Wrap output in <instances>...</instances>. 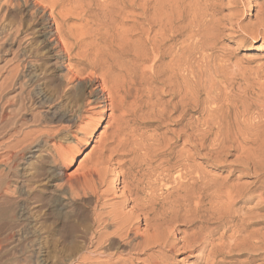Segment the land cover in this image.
<instances>
[{
  "label": "rangeland",
  "instance_id": "rangeland-1",
  "mask_svg": "<svg viewBox=\"0 0 264 264\" xmlns=\"http://www.w3.org/2000/svg\"><path fill=\"white\" fill-rule=\"evenodd\" d=\"M114 1L116 5L114 4ZM122 1L124 0H118V1L117 0H105V1L104 0L103 1L102 0H90V1L65 0L66 3H64V6L65 8H69V9L70 7L73 9L74 7L73 10H75L76 13L79 11L77 13L79 18L78 16H76L74 18L75 20H73L74 22H79V23L73 24L74 22L72 21L70 22V24H73L75 26L78 25L79 28L82 23L84 24V22L90 23L88 24L89 25L88 28L91 29H88L87 28L88 25L84 24L83 27L82 26L80 27L81 29L79 28L82 31L87 29L86 31H89V33L93 36L97 35L106 38L112 36L111 38L118 40L117 42H119V40L121 39L124 40L125 42L128 41L129 43L128 45L130 46L131 43V46H133V47L130 46V50L131 51L133 50L134 52L137 53L139 52V49H141V47L144 46L142 47V51L140 50L139 52L140 56L138 54L140 59L137 56V58L139 59L138 60L139 63L140 62L142 63V64L140 63L141 64L140 66L143 65L142 67L144 68L139 67L138 69L139 72L137 71V74L138 77L140 78L139 82H141L140 90L144 92L141 93L142 95L146 96V97L144 96V101L146 100L145 104L146 103L147 104L144 110L138 112L136 118L134 117L133 119V117L131 118L128 117L126 119L128 121V124L124 126L126 128V132L129 133L131 131H134L137 134L139 133V135L141 133L140 136L144 138L146 137L145 139H147L149 143L152 142L151 138L153 137L154 138L156 137L155 139L158 140L159 143L162 142V144L168 143L169 141L170 143L173 142L172 143L173 149H171L170 151L173 152L174 156L168 155L167 157H165L166 159H170L169 157L174 158L175 155H178V152H185V151H187V153L190 152L191 154L189 155L191 158L190 159L191 163L193 164L195 162L196 164L194 165L197 164L201 165L202 166L201 168L204 171L206 170L205 172L206 173L208 172L207 174L208 175L210 174L209 175L210 177L211 175L212 177L213 176H217V178L219 177L218 180L216 177L213 178H215L214 180H216V182L218 181V183H222L223 181L221 186L225 187L226 185L225 188H227V186H229L230 184H231L230 186L235 185L234 187L236 186L239 187L240 184L242 186V184L244 183L248 184L255 181L256 176L254 177V175L256 174H253L254 172L252 171L253 169H249L246 173V170L240 168L241 166H243L242 164L243 162H241L240 164V161L246 160L248 157L250 159V154L252 153L251 158L254 157V159H250L251 162L249 160H246L244 162H250L253 164L259 161V163L264 164L263 162L264 161V157H263L264 156V31L261 30L262 35L260 36H251L249 34L251 31H256L258 29V25H257L258 21L256 20V15L258 12H261L262 15L264 14V0H214L216 7L213 16L211 15L210 12L208 19L214 18L213 20L215 22L209 21L208 25H210V27H208L206 23L202 24L203 26L201 25V28H204L202 29V33H200L201 30H199V28L196 26L193 17L191 16L193 9L191 7V4L189 3V0H164V1L159 0V2L161 1L160 4L163 9V12H165L164 14L169 12L168 14H170V16L177 23L175 26L176 28L172 30V33L171 31L170 32L167 31L168 32L167 34L169 35L171 34L174 37V42L172 43L170 42L171 44L168 43L167 47L170 44V46L171 45L173 46L172 49L174 47L176 48V49L174 48L172 54L175 51H176L175 53H179L182 51V47L184 46L183 43L186 41L185 44L188 47L187 60L190 63L187 62L189 66L187 67L186 64L185 68L184 67L172 68L170 64L172 57L169 56V54H167L166 58H164L159 65L160 67L162 65L161 69L162 68L163 69L161 70L159 67L160 70H159V75L157 77L154 76L152 70L153 57H151V55L154 56V54L152 53L151 48L146 44L144 45L142 43L139 44L140 43L139 39L137 40L135 39L138 36L141 37V35H138L139 29L138 26L135 24L136 20L134 18L135 16L134 14L136 11L125 9L122 6L123 3ZM1 2L2 1H0V5ZM88 2H90L91 6H89L90 4ZM150 2L152 6L154 4L158 5V0L157 1L150 0ZM46 3H49L46 5L50 6L48 14H51V11L53 10L51 9V5H50L51 1L50 0L48 2L46 1ZM74 3H76L77 5ZM80 4L82 5L84 4V6H79ZM99 4L101 5L99 6ZM103 5H105L107 8H105V6ZM120 5L123 8L120 7ZM114 6H116V8ZM152 6L149 7L150 8L149 10L150 14L148 13L149 16H151L153 12ZM78 7L79 9L80 8L81 9L79 10ZM61 9L62 7L55 8L54 9L55 15H57V13ZM130 11H132L131 13L132 16L130 15ZM32 13L33 12L31 10V4H30L22 8L20 12H15L13 16H11L10 18V21L12 23L22 19L25 25L24 33L18 35L17 37L8 32L0 35V81L6 79L9 76L8 75L9 71L13 68V66H16L18 62L21 63V59L24 60L25 58L26 60L28 56L27 52L30 50L32 53L36 55V59L38 60V64L36 63L35 65V69L38 71V75H43L44 77H46L44 81L47 82V85H44V92L47 95L52 96L53 98L50 104H47L44 107V109L40 107L29 108L28 107L29 97H28L27 87L14 90L11 87V85H9L6 86L5 88H2L0 82V209H4L9 213H11L10 214L11 222L17 220V222L21 223L23 220L27 219L26 222L28 221L27 223L29 224L30 222V224L26 225L24 228L29 229L35 227L40 230V233L42 232L43 234H46L45 235L46 238H44L45 240L42 241L40 240L38 242V245H34L28 242L24 243V241H14L12 243L6 244L0 252V259L2 258L1 260L4 264H41V263L54 264L55 259L53 258V256H55L56 253H58L59 251L67 254L70 253L69 249L65 247V245L62 242L63 237L65 238L70 237L73 241L77 243L78 247L82 246V239L84 237V228H85V225L82 223V221L78 217H73L66 222L67 226L65 227L64 221L58 216L59 213L58 201L61 191L60 185L63 184V181L55 180V178L53 177L54 176L53 170L56 166V163L60 162L66 168V172L70 176L80 175L88 171L94 166L96 160L100 155L99 146L101 145V142H104L107 136L110 135L109 137H111V132H112V128H111L112 120L110 117L111 111H110V107L108 106V111L104 113L103 111L102 112L97 111L94 112V114L92 113L87 114V116L90 117L91 120L84 119L83 121L78 122L75 128V132L71 137H66L64 135H61L57 139L52 141V142H57L61 146V150L59 152L53 151L50 147L49 140L47 139L44 140V138H38L35 142L31 144H26L23 146L21 145L20 142L24 136V133L26 132L29 133V131L32 130L35 131L45 130L43 128V126L45 125H40V123L34 122L35 117L40 112H42V110L66 111L67 107L68 106L71 107L73 105L72 102H74L73 101L74 94L67 93V88L66 85L64 84V79L67 72V70L65 69V65L70 64V61L66 57L57 59L55 52L50 50L48 44L41 45L42 43L39 41V39L36 38V35L33 34V30H30V32L26 31L28 27L35 28V26H37L36 29H41L45 23V19L43 18V15L38 14V16L36 17L37 25L36 24L33 25ZM127 13H129V15ZM48 14L46 16H49ZM81 15H83L84 18L86 17V19L84 20V18ZM126 16H128L129 18L128 17L126 18ZM124 17L126 20L125 19L123 20ZM89 19L90 21H88ZM91 19L94 21H91ZM100 21L101 22L104 21V22L101 23ZM111 22H113V24ZM98 24H102V26L99 25L98 27ZM115 25L119 27H116ZM133 25L136 26L134 27ZM204 25H206L208 29H206ZM95 26H96V32L101 30L100 34L101 32L103 34L99 35L98 34L99 32L95 33ZM103 27H105V29L107 28V30H105ZM111 27L113 28L116 27V28L113 29ZM183 27L184 30L182 29ZM97 28L98 29L101 28V29L98 30ZM92 29H94V32L92 31ZM108 29L111 35L107 34ZM130 29L132 31L137 30V32L136 31L129 32ZM91 31L93 33H91ZM104 31H106L107 33H105ZM112 32L115 34V36ZM140 32L141 31H139V34ZM8 34H10V37L8 36ZM121 35L123 36V38H121L122 37ZM129 36L131 38H129ZM14 37L16 38L14 39ZM27 41L28 42L32 41V43H28ZM135 43L139 44V46L138 45L136 46ZM137 47L140 48L138 49ZM147 50H150L151 53ZM141 53L147 57L142 58L143 55ZM148 56H150L151 59ZM131 57L133 56L131 55L130 58ZM144 69L148 70L149 72L151 71L150 74L147 73L148 71H145ZM185 71L188 72H186L185 74ZM177 72L178 74H176ZM180 72L184 73L183 75H185L186 80L189 77L190 80L186 81L185 77L182 76L181 75L182 73L180 74ZM148 74L150 76H147ZM170 74L171 76H169ZM172 74H174V76ZM181 76L183 80L182 79L180 80ZM168 77L170 78L167 79ZM142 79L143 81L145 80V82H143ZM165 79L168 82L164 81ZM178 81H180L181 85L179 83L177 84ZM146 82H148V84L151 83L152 85L151 84L148 85ZM169 82H171L172 84ZM185 82H187V85L190 84L189 86L191 88L193 86V88L192 89L188 88L189 86L185 85L186 84ZM97 83H99V81L96 82V84ZM173 85L175 86V88ZM150 86H153L151 87V89L153 88L152 90L149 89ZM159 86L162 88L165 87V89L162 90V88H159ZM177 88H179L178 90H182V91L186 89L184 92L188 90L187 96H190V98L191 97L193 98L196 93L199 95V97H197L198 95L195 96L197 97L196 98L197 100L194 98L195 99L194 101L197 104H195L194 101L191 102L190 100L192 99H190L187 96L186 97L189 99L190 102L188 103L187 102L188 99L187 98L185 99V103L189 104L183 108L184 110L187 111V116L185 117L188 119V117L192 115V119L191 117H189L188 120L185 118V120L182 121V117L178 118L181 110L183 111L182 106H180L181 109H179V113L172 115L173 110H171L172 107L168 105V103L172 101V105H173V103L178 104L182 101L181 98L183 93L181 92V95L177 94L180 93V91H178ZM147 89H149L150 91H148ZM173 90L178 91L176 94H174L175 96H173V92H174ZM193 90L195 91L192 93ZM156 92L157 95H159L158 97L156 96ZM190 93H192V95H190ZM165 94L168 95L166 96ZM162 97L165 98V101H163L164 99ZM157 98H159L160 100ZM68 103H70L71 105L70 104L68 105ZM156 103L160 107L167 106L169 111V116L171 117L164 121L161 120L162 122L158 119L151 118L149 116L150 115L149 113H151L152 106ZM161 103H165V104H162L163 105L162 106L160 105ZM148 105L150 109L148 108ZM171 111L172 113H170ZM203 111H205V114L203 113ZM234 113L237 115L238 118ZM209 114H212L214 117L211 116V119L213 118L212 120H215V124L213 125L211 131H209L210 126L208 127L209 125L208 123L212 122L211 119L208 118L210 116ZM216 114L220 116L222 123L224 124L223 126V129L225 128L224 132L230 136L231 143H226L227 145L226 144L223 145L225 149H223V146L218 147L217 145H215L216 143H214L215 142L214 139H216V135H217L216 131H218L219 128V124H217V122H219V119H217L219 118V116ZM205 115L207 116V119H209L208 121H206L207 119L205 118L206 117ZM233 115L234 117H236L237 121L240 119L239 120L240 122L238 121L237 123V121L234 120L235 118L233 117ZM174 116H176L177 120L176 119L172 120L175 118ZM144 117L146 119H143ZM204 118L206 120H203ZM142 119L143 121H141ZM197 119H199V121H197ZM156 120L160 124L156 122ZM201 120H203V123L205 125L202 124ZM246 121L249 124H247ZM232 122L234 124V129L236 131L233 129ZM65 124L67 125V123H63V126ZM191 124L195 125L197 128L193 125L191 126ZM189 125L191 126V128ZM217 125L218 128H216ZM246 125L248 127H246ZM186 126H188L187 130L189 131V134L194 133L193 137L190 140L191 142L188 141L187 138L185 139L180 137L182 132L186 130L185 129ZM201 126H203L204 128ZM206 126L208 129H205ZM247 128H250L249 129L250 131ZM181 129H183V131H181ZM193 129H200L201 131L202 129L204 131L208 130L206 132L209 134H207L205 140H202L201 142V140H198L197 137L198 136L200 137L205 132L204 131L201 132L200 130H193ZM154 130H156V132H154ZM246 130L247 132H245ZM234 131L237 133V135L238 132L240 133L242 132L243 137L241 136L242 133L241 134L239 133V135L237 136ZM177 132H180V135ZM199 133L202 134L200 135ZM244 137H246V139ZM231 138L234 139L233 141H235L234 143H236V145L233 144ZM236 138H240L241 141L240 139L239 141L236 140ZM173 139L174 141L177 142H174ZM197 142H199L200 145L199 144L196 145L195 143ZM210 143H211V148H210ZM242 144H244V146H242ZM237 145L239 146V149L237 148L238 147ZM245 145L246 146L248 145V147L250 145L251 147L249 148L251 149V151L247 150L248 148H245L246 147ZM225 146L227 147V150ZM230 146H232L233 148H231ZM240 146L243 147L244 149L241 148ZM199 147L201 148L203 147V148L200 149ZM212 147L214 148L212 149ZM229 147L231 149H229ZM34 149H37V151L35 152L34 156L30 158L29 155L31 152H33ZM219 149L221 150V152L218 151ZM197 150L198 152L200 150L202 151L198 153ZM241 150L242 151L245 150L243 151L244 153ZM222 151L225 152L226 154L223 153ZM247 151L248 153L249 152L251 153L248 154ZM220 153L223 155H221ZM199 154H201V156ZM204 155L210 156L211 158L210 157L208 158ZM216 155L217 157H214ZM237 156H239L238 158H240L241 156L242 157L238 160ZM215 158H217V160ZM256 159L259 160L257 161ZM173 161L175 162L174 159ZM219 161L222 163H220ZM237 162L239 164H237ZM110 166H111L110 167L111 170L117 167L115 162H113V164H111ZM172 174L174 177L176 176L177 173L174 172ZM110 178L109 180H114V178L116 179V176L112 175L110 176ZM26 191L30 192V197L28 198L25 195ZM5 192H7L8 194L6 195ZM259 193L260 190L257 192L255 191L251 195H248V197L251 196L250 198L254 196H256V198L255 199L252 198L251 201L247 204L244 203H239V204L235 203L233 205L229 204L230 207L228 204H222V205L217 204V206L216 204L213 205V203L209 204L210 200H208V198L205 199L206 202L205 205L206 204L207 205L204 208L205 210L204 209L201 210L202 213H204V215L200 213L204 216L203 218L204 222L203 223L199 222L198 223L199 225L196 224L195 225L196 227H192V228L190 224L189 226H187L186 223L179 222L177 225L179 232L175 233V237L181 239V237H183L182 233L185 232L187 233V235L189 234L192 235L195 232H197L198 228L204 226L206 230H204V233H201V235L204 237V239L205 237L207 238L209 237L213 246L218 247L221 251L219 252L220 254H218V264H264V210L259 211L255 209L256 205L261 200V198H259L260 196ZM224 205H227L225 206V209H228L226 210L225 215H224L225 213ZM220 207H223V209L222 208L220 209ZM79 212L85 215H89L88 213L89 210L86 207L81 206ZM89 219H91V215L89 216ZM180 224H182V226ZM187 228L189 230H187ZM25 235L26 234H24L23 237ZM178 246L182 247L183 244L179 243ZM204 246H206V244H204ZM202 249L203 247L196 250L193 253L182 254L177 252L176 254H172L174 258L173 264H202L203 256L209 255V252L204 254ZM208 249L210 251L212 249V246H209ZM182 259L184 260L182 261Z\"/></svg>",
  "mask_w": 264,
  "mask_h": 264
},
{
  "label": "bare ground",
  "instance_id": "bare-ground-1",
  "mask_svg": "<svg viewBox=\"0 0 264 264\" xmlns=\"http://www.w3.org/2000/svg\"><path fill=\"white\" fill-rule=\"evenodd\" d=\"M0 1H2L1 5H0V35L8 32V33L13 34L17 37L18 35L24 33L25 25H24L22 19L18 20L17 22L12 23L10 21V18H11V16H13V14L15 12H20L22 10V8L31 4V10L33 12L32 13V17H33L32 24L37 25L36 17L38 16V14L43 15V18L45 19V23H44L43 27L41 26L42 27L41 29H36L37 26H35V28L28 27V29L26 31L30 32V30H33V34L36 35V38L39 39V41L42 43L41 45L48 44L50 47V50L55 52L57 59H61L62 57H66L70 61V64L65 65V69L67 70V72L65 75L64 84L66 85L67 93L74 94V100H73L74 102H72L73 105L71 107L68 106L66 111L42 110V112H40L41 114L39 113L35 117L34 122L40 123V125H45V126H43V128L45 130H39L38 131L36 129L37 131L32 130V131H29V133L28 132L24 133V136L20 142L22 146L26 145V144H31V143L35 142L38 138H44V140H46V139L49 140L50 147L53 151L59 152L61 150V146L57 142H52V141H54L55 139H57L61 135H64L66 137H71L73 135V133L75 132V128H76L78 122H81L84 119L91 120L90 117L87 116V114H89V113L94 114V112H97V111H101V112L103 111V113H104V112L108 111V106L110 107V111H111V115H110L111 120H112V122H111V128H112L111 137H109L110 136L109 135L106 137L104 142H101V145L99 146L100 155H99L98 159L96 160L94 166L91 169H89L88 171H86L80 175H75V176L68 175V173L66 172V168L60 162L56 163V166L53 170V173H54L53 177L55 178V180L63 181V184L60 185L61 191H60L59 201H58V208H59L58 216H59V218H61L64 221L65 227L67 226L66 222L73 217H78L82 221V223L85 225L84 237L82 239V246L78 247L77 243L75 241H73L70 237H66V238L63 237L62 242L65 245V247H67L69 249L70 253L68 252L69 254H67V253L60 252V251L58 253H56L55 256H53V258L55 259L54 264H173L174 258L172 256V254H176L177 252L182 253V254L193 253L202 247H203L202 250H203L204 254L209 252L208 256H205V255L203 256L204 261L202 259V264H218V254H220L219 252H221V251L218 247L213 246L209 237L208 238L205 237V239H204V237L201 235V233H204V230H206V228L204 226H201L200 228H198L197 232H195L192 235L191 234L187 235L186 232L182 233L183 237H181V239H178L175 237V233L179 232L177 225L179 222L180 223L182 222V223H186L187 226H189V224H190L191 228H192V227H196L195 225L198 224L199 222L203 223L204 222L203 221L204 213H202L201 210H203L205 208V206L207 205V204L205 205V203H206L205 199H207V198H208V200H210L209 204L213 203V205L216 204V206H217V204H221V205L222 204L233 205L235 203L247 204L251 201L252 198H254V199L256 198V196L250 198L251 196L248 197V195H251L255 191L257 192L260 190L259 198H261V200L256 205L255 209L259 210V211H263L264 210V164L259 163V161H258L259 159L258 160L256 159L258 161L257 163H253V164L250 163L251 162L250 159H254V157L251 158L252 153L249 152V153H251L250 159L248 157L246 160H249L250 162H244L246 160L241 159L243 161H240V164H241V162H243L242 163L243 166H241L240 168L246 170V173L249 169H253L252 171L255 172V173L253 172V174H256V175H254V177L256 176V180L253 181L252 183H248V184L244 183V184H242V186L240 184L239 187L238 186L234 187L235 185L230 186L231 185L230 184L229 186H227V188H225L226 185H225V187L221 186L223 181H222V183H218V181L216 182V180H214L215 178H213V177L217 178V176L212 177V175H211V177H210L209 176L210 174L208 175L207 174L208 172L206 173L205 172L206 170L204 171L201 168L202 167L201 165H198V164L194 165V164H196L195 162L193 164L191 163V160H190L191 158L189 155V154H191L190 152L189 153H187V151L178 152V155H175L174 158L169 157L170 159H166L165 157H167L168 155L169 156L173 155V152L170 151L171 149H173L172 148L173 142L170 143V141H169L168 143L162 144V142L159 143V141L155 139L156 137L155 138L153 137V138H151L152 142L149 143L147 141V139H145L146 137L144 138V137L140 136L141 133H140V135H139V133L137 134L134 131L127 133L126 128L124 127L125 125L128 124V121L126 119L128 117H130V118L133 117V119H134V117L136 118L138 112L144 110L146 108V104H147V103L145 104L146 100L144 101L145 95H142V93H144V92H142L140 90V88H141L140 83L141 82H139L140 78L138 77V74H137V71L139 72V70H138L139 67L143 66V65L140 66L142 63L140 62L141 63L140 64L138 60L140 59L139 52H140V50L142 51V47H144V46L140 45V46H142L141 49H139L140 47L139 48L137 47L139 49V52L137 53V52H134L133 50L132 51L130 50L131 43L129 46L128 41L125 42L124 40L121 39V40H119V42H117L118 40L111 38L112 36L111 37L109 36L110 38L109 37L108 38L100 37L97 35L93 36L89 33V31H86L87 29L84 31L80 30L81 26L83 27L84 24L88 25L90 23H85V22H84V24L82 23L81 26L79 25L80 29L78 28L77 24H76L77 26L73 25L75 23H79V22L73 21V20H75L74 18L76 16H78L77 13L79 11L77 10L78 12L76 13L75 10H73L74 7H73V9L71 7H70V9L65 8V6H64V3H66L65 0H50L51 1V3H50L51 9H53L51 11V14H48L50 6L46 5V4H49V3H46V1L48 2L49 0H0ZM122 2H123L122 6L125 9H127V10L130 9L132 11H136L135 14H134V12H133V14L135 15L134 16V18L136 20L135 24L138 26L139 31H141L140 34L138 31V35H141V37L136 34L140 38L136 37L135 39L136 40L139 39V42H140L139 44H141V43L143 45L146 44L151 48L152 53L154 54V56L151 55V57H153V63H152L153 69L152 70H153L154 76L157 77L159 75V70L162 67V65H161V67L159 65L163 61V59L166 58L167 54H169V56L172 57V60L170 63L172 68H177V67H179V68L184 67L185 68L187 62H189L187 60L188 59L187 58L188 57L187 56L188 47L185 44L186 41L184 43L181 42L184 44L181 52L175 53L176 52L175 51L174 52L175 54L174 53L172 54V51L174 50L175 47L172 49L173 46L172 45L170 46V44L172 42H174V37L171 34L169 35L167 33L170 31L172 33V30L174 28H176L175 26L177 23L170 16V14H168L169 12L164 14L165 12H163V9H162L161 4H160L161 1L159 2V0H158V5L154 4L153 6L151 5L150 0H124ZM175 2H177V1H175ZM76 3H74V4H76ZM78 3H79V1H78ZM88 3L90 4V2H88ZM109 3H110V1H109ZM189 3L191 4V7L193 9L191 16L193 17V20H194L196 26L199 28V30H201L200 33H202V29H204V28H201L202 24L206 23V25H208L209 21L215 22L213 20L214 18L208 19L210 12H211V15L213 16V13H214V10L216 7L215 2H214V0H189ZM101 4H99V6ZM114 4L116 5L115 1H114ZM170 5H171V3H170ZM79 6H84V4L83 5L80 4ZM89 6H91V4ZM96 6H97V4H96ZM103 6H105V5H103ZM122 6L120 5V7H122ZM150 6H152V8H153V12H152L151 16H149V14H150L149 13L150 12L149 7ZM57 7H62V9L57 13V15H55L54 9ZM114 7L116 8V6H114ZM105 8H107V7L105 6ZM78 9H79V7H78ZM86 11H87V9H86ZM132 11H130V15H131ZM101 12H99V13H101ZM80 13H81V11H80ZM47 14L49 16H46ZM119 14H120V12H119ZM127 14L129 15V13H127ZM167 14H168V16H167ZM263 15L261 12L257 13L256 20L258 21L257 22L258 29L256 31H251L249 33L251 36L262 35L261 30L264 31V19H263L264 17H263ZM81 16L83 17V15H81ZM261 16H262V18H261ZM127 17L128 16H126V18ZM78 18H79V16H78ZM120 18H122V17H120ZM85 19H86V17L84 18V20ZM124 19H125V17L123 18V20ZM72 21L74 23L70 24V22H72ZM81 21H80V23H81ZM88 21H90V19ZM91 21H94V20L91 19ZM102 22H104V21H102ZM181 22H182V20H181ZM93 23H96V22H93ZM111 23L113 24V22H111ZM99 25L102 26V24H98V27H99ZM206 25H204V27H206ZM54 26H55V28H54ZM88 27H89V25L87 26V28ZM105 27H103V28L105 29ZM116 27H119V26H116ZM116 27H114V28L111 27V28L115 29ZM208 27H210V25H208ZM101 28H99V29H101ZM88 29H91V28H88ZM182 29L184 30V27ZM206 29H208V28L206 27ZM105 30H107V28ZM92 31L94 32V29H92ZM92 31H91V33H93ZM100 31L101 30L97 31V32H99L98 34L99 35L103 34L102 32L100 34ZM133 31L131 29L129 30V32H133ZM135 31L137 32V30H135ZM97 32H96V26H95V33H97ZM104 32L107 33L106 31H104ZM124 32H126V31H124ZM10 34H8L9 37H10ZM107 34H110L109 29H108ZM183 34H184V32H183ZM104 35H106V34H104ZM126 35H128V34H126ZM114 36H115V34H114ZM16 37H14V39ZM132 37H134V36H132ZM121 38H123V36ZM129 38H131V37L129 36ZM188 38H189V36H188ZM127 40H128V38H127ZM175 42H176V40H175ZM28 43H32V41H29ZM168 43H170V44L167 47ZM139 44H136V46L137 45L139 46ZM131 47H133V46H131ZM29 51L27 52L28 56H27L26 60H25V58H24V60L21 59V63L18 62V64H16V66H13V68L9 71V73H8L9 76L6 79H3L2 81H0L1 87L5 88L6 86L11 85V87L14 90H18V89H22L24 87H27L28 88V97H29L28 107L29 108L40 107V108L44 109V107L47 104H50L53 97L47 95L44 92V85H47V82L44 81L46 79V77H44L43 75H38V71L35 69V65H36V63L38 64V60L36 59V55L34 53H32L31 51L30 52ZM147 51L150 52V50H147ZM150 53H149V55H150ZM138 54H139V56H138ZM144 54H145V52H144ZM144 54H142L143 55L142 58L147 57ZM146 54H148V53H146ZM131 55L133 57L130 58ZM137 56L139 59L137 58ZM148 57L150 58V56H148ZM17 61H19V60H17ZM164 66H165V64H164ZM188 66L189 65L187 64V67ZM146 67H147V64H146ZM159 67H160V69H159ZM142 68H144V67H142ZM189 68H187V69H189ZM172 70H175V69H172ZM181 70H183V69H181ZM145 71H148V70H145ZM150 72L148 71L147 73L150 74ZM178 72L176 74H178ZM186 72H188V71H185V74H186ZM169 73H172V72H169ZM181 73L182 72H180V74ZM24 74H26V75H24ZM149 74L147 76H150ZM176 74H175V77H176ZM183 74L184 73H182L181 75L185 77V75H183ZM172 75L174 76V74H172ZM147 76H146V78H147ZM169 76H171V74ZM182 76H181L180 80L182 79ZM188 76H189V74H188ZM169 78L170 77H168L167 79H169ZM189 78L187 80H190ZM160 80H162V79H160ZM185 80H186V77H185ZM98 81H99V83L96 84V82H98ZM142 81H143V79H142ZM164 81H166V79ZM143 82H145V80ZM166 82H168V81H166ZM146 83L148 84V82H146ZM169 83H171V82H169ZM178 83L181 85L180 81H178L177 84ZM185 83H186L185 85H187V82H185ZM149 84H151V83H149ZM182 85H184V84H182ZM189 85L190 84H188L187 86H189ZM160 86H159V88H162ZM151 87H153V86H150L149 89H151ZM57 88H59V87H57ZM156 88H157V86H156ZM174 88H175V86H174ZM188 88H191V87L189 86ZM192 88H193V86H192ZM149 89H147V90L150 91ZM164 89H165V87L162 88V90H164ZM178 89L179 88H177V90ZM186 89H184V91ZM195 90H193L192 93ZM178 91H180V93H177ZM178 91H174L173 96H175L174 94H176V93L181 95V92H182L183 93L182 98L180 97L182 101L180 100L181 102L178 104L173 103V105H172V101L168 103V105H170L172 107V109H171V110H173L172 115L179 113V109H181L180 106H182V109H183L186 105H189L188 103L190 101L193 102L197 97H199V95L196 93L193 98L192 97L190 98V96H187L188 90L186 92H184L182 90H178ZM165 93H167V92H165ZM170 93H172V92H170ZM192 93H190V95H192ZM156 96L157 97L159 96V95H157V92H156ZM186 96L192 100L189 101V99ZM195 96H197V97H195ZM153 98H155V97H153ZM178 98H177V100H178ZM186 98L188 99V101H187L188 103H185ZM149 99H150V97H149ZM157 99H159V98H157ZM163 99L162 100L165 101V98H163ZM147 102H148V100H147ZM166 102H167V100H166ZM194 103H195V101H194ZM69 104L70 103H68V105ZM162 104H165V103H161L160 105H162ZM195 104H197V103H195ZM193 106H195V105H193ZM150 107H151V105H150ZM148 108H149V105H148ZM228 110H227V112H228ZM191 111H193V110H191ZM205 111H203L204 114H205ZM209 112H211V111H209ZM170 113H172V111ZM218 113H219V111H218ZM149 114H150L149 116L151 118H155V119H158L160 121L161 120L164 121V120L171 117V116H169V111H168L167 106L160 107L157 103L152 106L151 113H149ZM188 114H190V113H188ZM212 114H209L210 115L208 117L209 119H211V116L214 117ZM214 114H215V112H214ZM180 115L178 118L182 117V121L185 120V118H186L185 116H187V111L184 109H183V111L181 110ZM216 115H218V114H216ZM142 116H143V114H142ZM221 116H222V114H221ZM174 117H173L174 119H172V120L176 119V116H174ZM189 117H191V119H192V115ZM189 117H188V119H189ZM233 117H234V115H233ZM236 117H237V115H236ZM236 117H234L235 119L234 118L233 119L236 120ZM196 118H198V117H196ZM199 118H201V117H199ZM205 118L207 119V116ZM205 118L203 120H206ZM143 119H146V118L144 117ZM143 119L141 121H143ZM209 119H207L206 121H208ZM212 119H211L212 122L208 123L209 124L208 127L210 126L209 131L212 130L213 125L215 124V120H212ZM217 119H219V122H217V124H219V128L217 125L216 128H218V131H216L217 135L215 134L216 139H214V138L213 139L215 140V142H214V143H216L215 145L220 147V146L225 145L226 143H231V140H230V136L224 132L225 128L223 129L224 124L222 123L220 116ZM124 120H126V121H124ZM203 120H201L202 124L205 125L203 123ZM226 120H227V118H226ZM244 120H246V119H244ZM197 121H199V119H197ZM238 121H237V123H238ZM129 122H131V121H129ZM156 122H158V121L156 120ZM233 122H232V124H233ZM63 123H67V125L65 124L66 126L65 125L63 126ZM186 123H185V125H186ZM195 123H197V122H195ZM188 124H190V123H188ZM247 124H249V123L247 122ZM192 125L193 124H191V126ZM196 125H198V124H196ZM191 126H190V128H191ZM193 126H195V125H193ZM160 127H159V129H160ZM201 127H203V126H201ZM242 127H243V125H242ZM246 127H248V126L246 125ZM187 128H188V126H186V128H185L186 130H184V131H183V129H181V131H183L181 135H180L181 131L177 132V133L180 135L181 138H185V139L187 138V140L190 141L191 138L193 137L194 133L189 134V131L187 130ZM236 128H238V127H236ZM240 128H238V129H240ZM205 129H208L207 126ZM233 129H234V124H233ZM247 129L249 130L250 128H247ZM193 130H200V129H193ZM202 131H204V130L202 129ZM206 131H208V130H206ZM206 131H204L205 132L204 134L199 133L200 135L201 134L202 135L200 137L199 136L197 137L198 140H201V142H202V140H205V138L207 137V134H209ZM239 131H241V130H239ZM154 132H156V130H154ZM245 132H247V130ZM172 133H173V131H172ZM196 133H198V132H196ZM239 133L240 132H238V135H239ZM248 133H250V132H248ZM148 135H150V134H148ZM151 135H152V133H151ZM169 135H167V136H169ZM236 135H237V133H236ZM241 136L243 137V133ZM244 136H245V134H244ZM251 136H252V134H251ZM147 138H148V136H147ZM244 138L246 139V137H244ZM50 139H52V140H50ZM239 139L240 138H236V140H238V141H239ZM233 140L234 139H232L233 144L236 145V143H234L235 141H233ZM173 141H174V139H173ZM240 141H241V139H240ZM245 141H248V140H245ZM174 142H177V141H174ZM157 143H159V144H157ZM249 143H250V141H249ZM195 144L197 145V144H199V142H197ZM250 145H251V143H250ZM250 145H249V147H251ZM242 146H244V144H242ZM230 147L233 148L232 146H230ZM230 147H229V149H231ZM249 147L247 145L245 148H248L247 150L251 151V149ZM199 148L202 149L203 147L202 148L199 147ZM199 148H198V150H199ZM210 148H211V143H210ZM213 148L214 147H212V149ZM237 148L239 149V146ZM241 148H243V147H241ZM212 149H210V150H212ZM223 149H225L224 146H223ZM198 150H197V152H198ZM208 150H209V148H208ZM221 150H222V148H221ZM221 150L219 149L218 151L221 152ZM226 150H227V147H226ZM245 150H243V151H245ZM36 151H37V149H34L33 152L30 153L29 157L32 158ZM200 151H202V150H200ZM238 151H237V153H238ZM257 152H259V151H257ZM223 153H225V152H223ZM247 153H248V151H247ZM206 154H207V152H206ZM257 154H259V153H257ZM199 155L201 156V154H199ZM221 155H223V154H221ZM238 155H240V154H238ZM204 156H206V155H204ZM206 157L209 158L210 156H206ZM214 157H217V155ZM238 157L239 156H237V158ZM240 158H238V160ZM173 159L175 160V162L173 161ZM215 159L217 160V158H215ZM238 160H236V161H238ZM261 160H263V159H261ZM171 161L174 163H172ZM236 161H235V164H236ZM113 162H115L117 167L115 169L111 170L110 165L113 164ZM214 162H216V161H214ZM253 162H255V161H253ZM260 162H262V161H260ZM220 163H222V162H220ZM237 164H239V163L237 162ZM174 172H176L177 174H176V176L173 177L172 173H174ZM112 175L116 176V179L114 178V180H109L110 176H112ZM218 179H219V177L217 178V180ZM224 182H225V180H224ZM5 194L7 195L8 193L5 192ZM25 195L27 198L30 197V192L26 191ZM81 206L86 207L89 210V212H88L89 215H85V214L79 212ZM225 206H227V205H224V209H225ZM229 207H230V205H229ZM22 208H23V206H22ZM221 208L223 209V207H220V209ZM226 210H228V209H225L224 215L226 214ZM230 210H231V208H230ZM200 213H202L203 215ZM10 214L11 213H9L8 211H6L4 209H0V252L6 244L12 243L14 241H24V243L28 242V243H32L34 245H38V242L40 240L41 241L45 240L44 238H46V236H45L46 234H43L42 232L40 233L39 229H37L35 227L29 228V229L24 228L26 225L30 224V222H29V224L27 223L28 221L26 222L27 219L23 220L21 223L17 222V220H14L13 222H11V217H10L11 215ZM90 215H91V219H89ZM88 219H89V221H88ZM180 225L182 226V224H180ZM188 228H187V230H189ZM24 234H26V235L23 237ZM179 243H182L183 246L182 247L178 246ZM204 244H206V246H204ZM209 246H212V249L210 251L208 249ZM1 259H0V264H4ZM183 260L184 259H182V261ZM41 264H43V263H41Z\"/></svg>",
  "mask_w": 264,
  "mask_h": 264
}]
</instances>
